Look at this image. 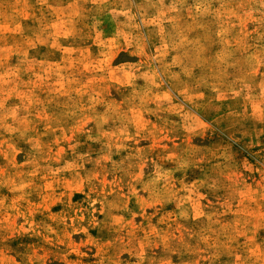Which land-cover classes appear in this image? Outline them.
Segmentation results:
<instances>
[{"label": "rangeland", "instance_id": "374dc122", "mask_svg": "<svg viewBox=\"0 0 264 264\" xmlns=\"http://www.w3.org/2000/svg\"><path fill=\"white\" fill-rule=\"evenodd\" d=\"M0 264H264V0H0Z\"/></svg>", "mask_w": 264, "mask_h": 264}]
</instances>
